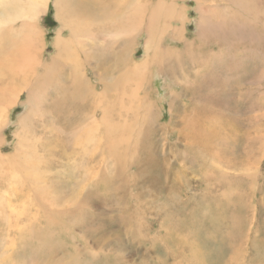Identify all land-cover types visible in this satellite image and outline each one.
<instances>
[{"label": "bare ground", "instance_id": "1", "mask_svg": "<svg viewBox=\"0 0 264 264\" xmlns=\"http://www.w3.org/2000/svg\"><path fill=\"white\" fill-rule=\"evenodd\" d=\"M252 45L264 58V0H0V264H100L107 207L128 208L125 193L134 202L172 181L176 143L165 139L162 166L145 177L136 163L131 175L120 169L125 141L141 139L148 156L162 128L156 104L167 101L165 127L181 125L191 152L205 110L196 101L230 93Z\"/></svg>", "mask_w": 264, "mask_h": 264}, {"label": "rangeland", "instance_id": "2", "mask_svg": "<svg viewBox=\"0 0 264 264\" xmlns=\"http://www.w3.org/2000/svg\"><path fill=\"white\" fill-rule=\"evenodd\" d=\"M192 6L190 2V19L194 18ZM41 23L49 42L56 28L51 6ZM192 31L193 20L187 26L188 35ZM249 49L245 73L236 75V84L227 85L233 88L230 93L218 95L219 100L196 101L205 110L202 129H190L191 152L182 135L178 137L181 125L174 124L171 134L165 127L167 101L156 104L159 115L154 113V122L163 130L155 126L154 147L148 156L140 155L141 139H137L139 145L133 139L125 141L120 169L131 175L136 163L145 170V177L158 164L162 166L167 156L162 151L165 139L176 143L171 145L175 162L168 157L172 181L167 184L169 191L145 193L134 202L125 193L128 208L107 207V215L113 216L106 228L107 247L94 251L100 264H264V58L258 56V46ZM136 54L141 56L139 50ZM176 103L177 108L182 105ZM21 111L19 104L11 111L5 149L15 130L13 120ZM201 169L212 179L205 180ZM115 172L110 169L107 176ZM79 233L75 229V235Z\"/></svg>", "mask_w": 264, "mask_h": 264}]
</instances>
